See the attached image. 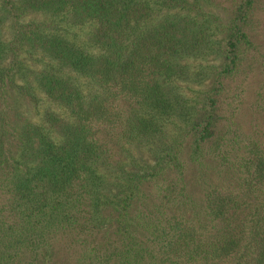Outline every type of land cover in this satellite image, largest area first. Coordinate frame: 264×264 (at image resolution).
I'll return each mask as SVG.
<instances>
[{
  "label": "trees",
  "instance_id": "16d2710c",
  "mask_svg": "<svg viewBox=\"0 0 264 264\" xmlns=\"http://www.w3.org/2000/svg\"><path fill=\"white\" fill-rule=\"evenodd\" d=\"M259 2L0 0V264H264Z\"/></svg>",
  "mask_w": 264,
  "mask_h": 264
},
{
  "label": "rangeland",
  "instance_id": "374dc122",
  "mask_svg": "<svg viewBox=\"0 0 264 264\" xmlns=\"http://www.w3.org/2000/svg\"><path fill=\"white\" fill-rule=\"evenodd\" d=\"M257 17L260 27L264 22V0H260L257 7ZM259 43L264 40L259 36ZM243 105L235 120L238 127L244 133L243 137L251 138L256 142L264 143V78L251 80L247 93L243 96ZM187 182L192 191L193 199L189 202L190 217L198 215L199 198L201 190L206 186H217L223 188H236L239 183V176L227 166H220L219 161L207 158L203 166L191 165L188 170ZM195 217V216H194ZM193 217V218H194Z\"/></svg>",
  "mask_w": 264,
  "mask_h": 264
}]
</instances>
